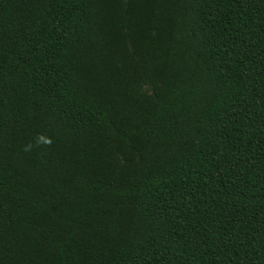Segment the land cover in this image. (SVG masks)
Wrapping results in <instances>:
<instances>
[{
	"label": "trees",
	"instance_id": "obj_1",
	"mask_svg": "<svg viewBox=\"0 0 264 264\" xmlns=\"http://www.w3.org/2000/svg\"><path fill=\"white\" fill-rule=\"evenodd\" d=\"M0 264H264V0H0Z\"/></svg>",
	"mask_w": 264,
	"mask_h": 264
}]
</instances>
